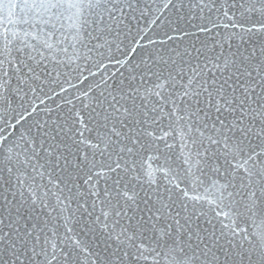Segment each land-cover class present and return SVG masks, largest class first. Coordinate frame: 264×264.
Segmentation results:
<instances>
[{"label": "snow or ice", "instance_id": "snow-or-ice-1", "mask_svg": "<svg viewBox=\"0 0 264 264\" xmlns=\"http://www.w3.org/2000/svg\"><path fill=\"white\" fill-rule=\"evenodd\" d=\"M169 7L173 35L160 44L185 38L187 46L127 62L118 81L103 78L83 99L65 97L66 111L46 107L44 117L30 101L56 95L45 88L60 73L30 50V32L0 33V124L23 129H0V264H85L96 255L61 234L49 208L101 237L104 264H264V230L250 236L241 227L264 223V0H168ZM138 14L139 0H0L9 24L63 32L73 49L101 57L106 46L119 49ZM93 87L99 92L89 96ZM170 135L186 150V176L201 185L211 179L213 217L190 207L200 198L179 184L162 187L137 168L141 152L161 142L171 148Z\"/></svg>", "mask_w": 264, "mask_h": 264}, {"label": "water", "instance_id": "water-1", "mask_svg": "<svg viewBox=\"0 0 264 264\" xmlns=\"http://www.w3.org/2000/svg\"><path fill=\"white\" fill-rule=\"evenodd\" d=\"M168 0H139V6L144 10V15H137V18L131 23V31L127 32L125 36L120 37L118 43L120 44L117 49L116 44H112L109 48L105 47L104 56L101 57L99 53L87 54V49L82 45H77L75 49L70 46V37L65 39V33L56 32L54 35L47 29L43 33H38V29L30 27L22 23H11L7 19L0 17V33H23L25 31L30 32L32 35L27 37V41L30 45H34V48L30 49L33 54L36 55L37 59H40L41 54L44 56V65L49 69H56L60 75L57 76L56 72H53L54 79L58 83H49L45 88L55 90L56 95L51 92L48 93L47 97L40 95V99L44 100V104H40L38 99L30 101L31 104H35L37 109H43L39 115L44 117L46 115V107L55 108L56 105H61L66 111L69 105L65 104V97L73 99L74 97H82V92L88 91L89 85H95L99 83L103 78H107L109 83H114L120 79L122 72L126 73L127 67L131 63L139 62L144 56L148 54H155L157 50L165 52L168 48L183 47L187 46L185 38H180L174 41H168L164 45L160 44L161 40H166L165 32L169 35L173 33L168 28V21L172 18L173 12L171 7L165 9L164 5ZM13 21L18 20L17 16L12 17ZM155 21V23H153ZM33 36L36 38L33 39ZM2 39V37H0ZM89 37H84V43L87 44ZM149 40L155 41L156 43H149ZM137 41L139 43H137ZM52 44V49H49L45 44ZM93 43H95L93 41ZM91 46V45H90ZM135 47L137 49L135 54L126 55L131 52V49ZM67 49V52L63 51ZM79 56V58H77ZM114 57L115 59H111ZM59 60L61 63H57ZM120 61L121 63H117ZM102 62L103 67H98V63ZM85 78H87L85 80ZM139 82V81H138ZM147 86H151L150 83ZM63 87L67 91L61 92L60 88ZM99 89L93 87V90L89 92V96L97 94ZM77 107L80 106V101H74ZM87 103V100H84ZM31 107L29 111H31ZM14 123V122H13ZM0 129L3 130L5 136L12 133L23 131V129H13L12 127H4L0 124ZM165 131L168 129L165 127ZM156 134L162 135V132ZM167 143L172 145L171 148H165L163 142L160 144V150L155 147L148 149L147 151L141 152L137 157V168L143 165L145 172H152L156 179L159 181L162 187H174L175 184L180 185L181 190H186L189 197H199L197 200H190L189 205L195 206L198 210L208 212L209 217H213L215 213L211 211L214 207L209 201L213 200V192L210 188L211 179L205 184L194 183L190 176H186L184 169L187 167L183 163L184 154L186 150L179 139V136L170 135L167 138ZM171 169V171H169ZM167 173V176L165 175ZM171 181V183H170ZM56 181L53 180V184ZM53 191H56L53 188ZM59 194V193H57ZM68 202L65 201V204ZM51 204H56L55 197H51ZM76 204H71L70 211H75ZM40 210H38L39 212ZM51 212V216L55 219L52 220L53 225L59 226L61 234L71 237V240H80L87 244L93 252L96 253L94 256L85 262V264H91L92 260L96 261V264H104V245L101 243V237L95 233L87 231L83 224H77L70 217L69 212H63L61 214L60 209L52 210L51 208L45 210V214ZM79 215V214H77ZM69 217L68 226L71 227L72 231L67 232L65 227L64 217ZM225 223H230L223 215L220 217ZM51 226V225H50ZM220 227L219 224L216 225ZM246 227L249 235L254 232H260L264 230V223H261L260 219H256L255 223L249 222L248 225H241ZM71 242V241H69ZM247 244V242H246ZM150 264V262H149Z\"/></svg>", "mask_w": 264, "mask_h": 264}]
</instances>
